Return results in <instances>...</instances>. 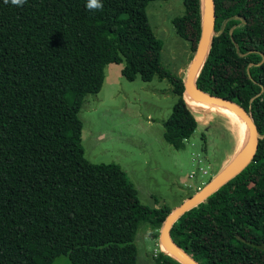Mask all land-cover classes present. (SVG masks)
<instances>
[{
    "label": "trees",
    "instance_id": "obj_1",
    "mask_svg": "<svg viewBox=\"0 0 264 264\" xmlns=\"http://www.w3.org/2000/svg\"><path fill=\"white\" fill-rule=\"evenodd\" d=\"M152 0H0V264H138L140 224L172 208L143 204L125 170L84 154L80 111L108 63L129 80L166 78L178 96L164 137L185 146L198 121L184 80L161 60ZM172 23L196 52L202 0H182ZM211 46L200 89L243 105L261 135L248 165L172 225L199 264H264V0H214ZM155 264H184L160 250Z\"/></svg>",
    "mask_w": 264,
    "mask_h": 264
},
{
    "label": "rangeland",
    "instance_id": "obj_2",
    "mask_svg": "<svg viewBox=\"0 0 264 264\" xmlns=\"http://www.w3.org/2000/svg\"><path fill=\"white\" fill-rule=\"evenodd\" d=\"M183 10L182 0H152L146 6L162 42V62L185 80L195 52L172 23ZM124 65L125 60L108 63L101 89L85 96L80 111L84 154L93 163L120 165L143 204L175 209L238 156L244 128L217 105L187 101L198 124L183 148L174 147L164 137V123L178 99L172 84L157 77L129 80L122 74ZM164 221L158 226L140 224L134 240L138 264H155L154 257L165 250L160 242ZM71 263L69 255L62 254L52 264Z\"/></svg>",
    "mask_w": 264,
    "mask_h": 264
},
{
    "label": "water",
    "instance_id": "obj_3",
    "mask_svg": "<svg viewBox=\"0 0 264 264\" xmlns=\"http://www.w3.org/2000/svg\"><path fill=\"white\" fill-rule=\"evenodd\" d=\"M202 31L201 36L195 52V57L189 66L187 78L184 80L185 94L191 96L198 102H205L213 105L226 106L236 111L242 116L248 126L249 141L246 151L242 154L238 151L236 156L230 164H228L220 173L212 178L205 186H203L194 195L189 197L180 206L172 209L164 221V225L160 234V242L165 247V251L172 254L184 264H199L193 257H191L184 249H182L171 237V227L173 223L187 210L202 202L212 192L217 190L220 186L240 173L254 157L261 135L258 132L257 126L253 121L248 110L239 103L228 98L210 94L203 91L196 84V78L199 75L203 64L207 58L213 33L215 22V2L214 0H202ZM187 100V99H186Z\"/></svg>",
    "mask_w": 264,
    "mask_h": 264
},
{
    "label": "bare ground",
    "instance_id": "obj_4",
    "mask_svg": "<svg viewBox=\"0 0 264 264\" xmlns=\"http://www.w3.org/2000/svg\"><path fill=\"white\" fill-rule=\"evenodd\" d=\"M186 99L189 103L194 104L197 101L194 100L191 96L187 94ZM198 103V102H197ZM219 110H221L222 113L227 114L228 116L232 117L237 123H239L244 128V136L242 139V142L239 143V151L243 154L246 151L248 141H249V133H248V126L245 121V119L240 116L236 111L222 105H217Z\"/></svg>",
    "mask_w": 264,
    "mask_h": 264
},
{
    "label": "clouds",
    "instance_id": "obj_5",
    "mask_svg": "<svg viewBox=\"0 0 264 264\" xmlns=\"http://www.w3.org/2000/svg\"><path fill=\"white\" fill-rule=\"evenodd\" d=\"M4 3L8 4L10 3L11 5L14 6H22L26 0H3ZM85 2V7L88 10H99L103 7L104 5V0H84Z\"/></svg>",
    "mask_w": 264,
    "mask_h": 264
},
{
    "label": "crops",
    "instance_id": "obj_6",
    "mask_svg": "<svg viewBox=\"0 0 264 264\" xmlns=\"http://www.w3.org/2000/svg\"><path fill=\"white\" fill-rule=\"evenodd\" d=\"M220 115H222L223 117H225L226 119H228V120H231L230 118H228L227 116H225L224 114H220ZM231 123V122H230ZM220 126L221 125H219V123L217 124V126L215 127L216 129H218V128H220ZM238 144H239V141H238ZM239 151V148H238V146H237V152ZM235 158V157H234ZM228 164H230V162L228 163ZM228 164H226V165H224L225 167L228 165ZM224 167V168H225Z\"/></svg>",
    "mask_w": 264,
    "mask_h": 264
}]
</instances>
